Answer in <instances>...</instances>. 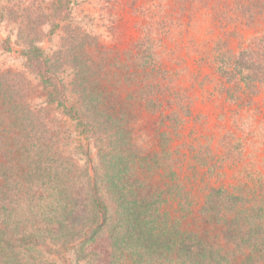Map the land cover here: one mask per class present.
I'll list each match as a JSON object with an SVG mask.
<instances>
[{"label":"rangeland","instance_id":"rangeland-1","mask_svg":"<svg viewBox=\"0 0 264 264\" xmlns=\"http://www.w3.org/2000/svg\"><path fill=\"white\" fill-rule=\"evenodd\" d=\"M55 1L0 0V69L21 71L14 79L34 104L49 98L43 84L34 91L28 83L33 78L25 52L31 43L59 54L61 62L71 61L63 67L66 78L74 79L75 64L86 65L107 110L128 114L132 168L141 182L136 189L158 197L155 206L163 220L221 234L220 225L201 212L213 189L264 205V0ZM36 18L41 30L30 26L33 31L21 32L20 22ZM6 39L9 44L2 46ZM72 53L75 61L67 58ZM64 106L56 102L51 109L62 115ZM73 135L71 149L79 163L98 164L95 146L86 154L75 148L77 130ZM33 204L11 205V221L0 217V241L3 230L11 247L0 246V261L2 256L11 264L17 258L21 264H140L146 259L130 246L114 244L107 231L83 252L59 254L49 238L59 225L45 222ZM165 250L157 255L163 264H169V255L178 258L171 247Z\"/></svg>","mask_w":264,"mask_h":264},{"label":"trees","instance_id":"trees-1","mask_svg":"<svg viewBox=\"0 0 264 264\" xmlns=\"http://www.w3.org/2000/svg\"><path fill=\"white\" fill-rule=\"evenodd\" d=\"M38 21L30 20V25L23 20L21 32L41 30ZM30 26L33 30L28 29ZM1 42L5 46L9 39ZM74 53L67 58L75 61ZM25 55V66L32 74L29 79L33 78L28 80L31 90L38 91L43 84L49 99L45 104H34L14 79L21 71L0 69L3 222L14 216L11 205L31 208L35 202L45 222L59 225L49 238L64 256L72 250L83 252L87 243L107 231L114 244L130 246L134 253L145 256L140 264H163L157 255H163L165 247L179 255L175 260L169 255V264H264V205L246 204L235 194L213 189L201 212L207 221L220 225L221 234H201L181 228L179 221L163 220L164 215L155 206L158 197L140 195L136 189L141 182L132 168L135 153L126 121L128 114L122 109L107 110L98 81L90 80L86 65L75 64V77L69 79L64 73L71 61L61 62L59 54L31 43ZM56 102L65 105L62 115L51 109ZM76 130L80 140L75 148L86 154L90 153L91 144L97 149L99 163L93 167L82 166L75 158L71 147ZM259 217L261 222L256 221ZM17 222L20 226L21 222ZM256 225L260 229L255 235ZM1 232L0 246L10 249V239ZM2 257L0 264H11ZM19 263L17 258L16 264Z\"/></svg>","mask_w":264,"mask_h":264}]
</instances>
